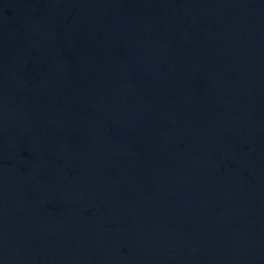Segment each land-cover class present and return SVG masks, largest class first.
Returning a JSON list of instances; mask_svg holds the SVG:
<instances>
[{"label": "water", "instance_id": "obj_1", "mask_svg": "<svg viewBox=\"0 0 264 264\" xmlns=\"http://www.w3.org/2000/svg\"><path fill=\"white\" fill-rule=\"evenodd\" d=\"M0 264H264V0H0Z\"/></svg>", "mask_w": 264, "mask_h": 264}]
</instances>
